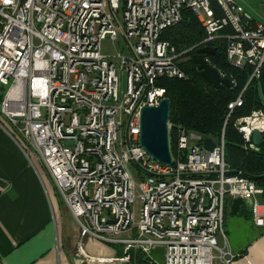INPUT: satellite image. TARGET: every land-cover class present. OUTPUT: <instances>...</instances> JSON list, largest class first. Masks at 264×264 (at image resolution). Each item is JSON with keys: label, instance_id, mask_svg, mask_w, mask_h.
Wrapping results in <instances>:
<instances>
[{"label": "built area", "instance_id": "1", "mask_svg": "<svg viewBox=\"0 0 264 264\" xmlns=\"http://www.w3.org/2000/svg\"><path fill=\"white\" fill-rule=\"evenodd\" d=\"M185 8L204 30L201 44L224 39L229 65L250 67L248 84L261 80L264 22L233 0H0V116L76 221L80 264L90 261L85 246L93 239L121 245L122 257L111 260L118 264H128L130 252L143 256V264H251L226 243L219 246L227 199L245 202L253 224L264 228V189L231 174L224 130L207 151L205 138L168 121L171 166L139 144L140 110L166 98L158 80L186 78L178 61L188 51L177 53L160 40ZM106 38L127 45L118 69L100 53ZM242 93L228 104L226 119L242 106ZM235 127L243 148L258 151L252 134L264 133V109L237 119ZM130 168L140 180L139 197Z\"/></svg>", "mask_w": 264, "mask_h": 264}, {"label": "crops", "instance_id": "2", "mask_svg": "<svg viewBox=\"0 0 264 264\" xmlns=\"http://www.w3.org/2000/svg\"><path fill=\"white\" fill-rule=\"evenodd\" d=\"M26 153L24 140L0 116V264H80L78 225L42 165ZM231 201L240 200L227 199L225 207H237ZM253 226L256 236L236 252L226 244L234 254L244 251L251 264H264V228ZM85 252L90 261L84 264H114L111 260L122 257L121 245L94 239Z\"/></svg>", "mask_w": 264, "mask_h": 264}, {"label": "trees", "instance_id": "3", "mask_svg": "<svg viewBox=\"0 0 264 264\" xmlns=\"http://www.w3.org/2000/svg\"><path fill=\"white\" fill-rule=\"evenodd\" d=\"M204 38L203 28L188 8L183 10L182 19L178 24L165 29L160 35V40L168 42L177 53L188 51L178 61L180 70L186 75L185 79L158 80V87L165 90V97L170 100L169 122L181 126L187 132L210 138L215 142L219 141L224 130V159L231 174L239 172L264 189V133L258 151L245 150L244 140L235 127L237 119L249 116L253 111L264 109V78L259 82L253 81L248 84L251 68L246 66L239 70L229 65L225 54L226 41L218 39L203 45L201 43ZM196 46L200 48H195ZM201 49H210L214 52L213 55H207L210 64L230 81L233 80L234 85L214 89L201 78L192 61L194 54ZM4 92V88L0 90V99ZM241 92H243L242 106L236 108L226 119L229 113L228 104ZM172 145L171 139V147ZM231 202L241 208L240 214L250 215L249 207L245 202ZM237 207L234 208V212ZM129 257L128 264L145 263V258L139 253L130 252Z\"/></svg>", "mask_w": 264, "mask_h": 264}, {"label": "water", "instance_id": "4", "mask_svg": "<svg viewBox=\"0 0 264 264\" xmlns=\"http://www.w3.org/2000/svg\"><path fill=\"white\" fill-rule=\"evenodd\" d=\"M213 53L210 49L198 50L192 57L193 64L200 72L201 78L214 89L221 86L229 87V80L221 78L218 71L211 68L204 61V55H213ZM262 78H264V68ZM169 116L170 100L168 98L162 99L157 106L143 107L140 110L139 144L150 158L165 166H171L172 164L168 132ZM261 140L262 135L259 132H253L252 143L258 147ZM203 147L207 151H212L215 142L210 138H205Z\"/></svg>", "mask_w": 264, "mask_h": 264}, {"label": "rangeland", "instance_id": "5", "mask_svg": "<svg viewBox=\"0 0 264 264\" xmlns=\"http://www.w3.org/2000/svg\"><path fill=\"white\" fill-rule=\"evenodd\" d=\"M240 6L244 8V10L255 20L258 22H264V0H233ZM119 21H122V14L121 11L118 14ZM134 43V40L131 41ZM100 53L102 56L106 58H110L113 61L116 69H118V59L117 56H127L128 49L125 42H123L120 38L116 41L111 40L110 38H106L100 44ZM3 89L0 86V90ZM133 172L135 184H136V196L139 197V184L140 180L135 175L134 169L130 168ZM231 207V206H230ZM229 206L226 208V219L223 225V233L225 241L219 239V246H223L226 242H229L232 246V251L236 252V248L243 246L250 242L255 236L257 230L253 226V220L251 216L248 214L244 216L240 214L241 208L237 207V210L234 212L235 209L233 207L230 208ZM140 208V201L137 198L135 203V211L138 213ZM236 208V207H235ZM154 258L161 262V253L156 252L154 253ZM118 264V263H114Z\"/></svg>", "mask_w": 264, "mask_h": 264}]
</instances>
